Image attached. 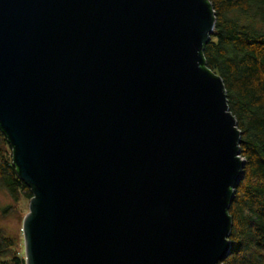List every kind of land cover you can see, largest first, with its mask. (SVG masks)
Instances as JSON below:
<instances>
[{"label":"water","instance_id":"95a60500","mask_svg":"<svg viewBox=\"0 0 264 264\" xmlns=\"http://www.w3.org/2000/svg\"><path fill=\"white\" fill-rule=\"evenodd\" d=\"M209 0H0V131L24 264H224L241 132Z\"/></svg>","mask_w":264,"mask_h":264},{"label":"trees","instance_id":"16d2710c","mask_svg":"<svg viewBox=\"0 0 264 264\" xmlns=\"http://www.w3.org/2000/svg\"><path fill=\"white\" fill-rule=\"evenodd\" d=\"M215 28L204 45L205 65L221 76L231 113L241 132L243 175L229 207L231 253L224 264H264V0H209ZM0 189L12 204L29 200L17 177L11 147L0 131ZM13 237L0 232V264H24Z\"/></svg>","mask_w":264,"mask_h":264},{"label":"rangeland","instance_id":"374dc122","mask_svg":"<svg viewBox=\"0 0 264 264\" xmlns=\"http://www.w3.org/2000/svg\"><path fill=\"white\" fill-rule=\"evenodd\" d=\"M29 200L21 198L17 205H14L12 209L7 210L5 213H1V208L12 204L9 195L0 189V232L6 236L13 237L18 243V249L24 256L23 250V238H22V220L25 214L28 212Z\"/></svg>","mask_w":264,"mask_h":264},{"label":"bare ground","instance_id":"6f19581e","mask_svg":"<svg viewBox=\"0 0 264 264\" xmlns=\"http://www.w3.org/2000/svg\"><path fill=\"white\" fill-rule=\"evenodd\" d=\"M3 134V133H2Z\"/></svg>","mask_w":264,"mask_h":264}]
</instances>
